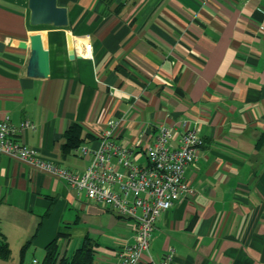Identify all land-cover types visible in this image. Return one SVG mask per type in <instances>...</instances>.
Listing matches in <instances>:
<instances>
[{
    "label": "crops",
    "instance_id": "crops-1",
    "mask_svg": "<svg viewBox=\"0 0 264 264\" xmlns=\"http://www.w3.org/2000/svg\"><path fill=\"white\" fill-rule=\"evenodd\" d=\"M67 28L34 27L29 0H0V120L33 129L21 139L45 159L83 174L117 121L128 148L152 144L166 126L204 141L185 171L190 192L162 213L143 264H264V0H58ZM41 34L47 79L27 76L30 36ZM70 39L75 58L70 59ZM91 45V49L88 46ZM75 124L91 136L65 155ZM139 165H147L142 152ZM0 264L43 261L59 234L71 257L86 237L95 264H121L134 222L60 178L0 155ZM30 246L21 261L20 250ZM39 264V261H35Z\"/></svg>",
    "mask_w": 264,
    "mask_h": 264
},
{
    "label": "built area",
    "instance_id": "built-area-1",
    "mask_svg": "<svg viewBox=\"0 0 264 264\" xmlns=\"http://www.w3.org/2000/svg\"><path fill=\"white\" fill-rule=\"evenodd\" d=\"M108 125L110 130L96 151L83 149L84 155H91V162L81 175L45 159L21 139L24 131L34 128L28 120L20 126L14 125L9 117L0 120V155L63 179L72 188L85 192L89 200L122 219L133 221L136 240L122 249L121 264H142L160 216L190 192L185 171L196 162L204 141L198 131L178 134L161 126L153 143L141 151L117 142V121H110ZM142 152L147 158L145 166L136 162ZM150 264L175 263L169 253L161 262Z\"/></svg>",
    "mask_w": 264,
    "mask_h": 264
},
{
    "label": "water",
    "instance_id": "water-1",
    "mask_svg": "<svg viewBox=\"0 0 264 264\" xmlns=\"http://www.w3.org/2000/svg\"><path fill=\"white\" fill-rule=\"evenodd\" d=\"M30 22L34 27L53 26L67 28L69 25L68 9L58 5V0H29ZM70 59L75 58V49L70 39ZM31 57L27 76L34 79H47L50 75V60L44 49L41 34L30 36ZM4 45L0 43V51Z\"/></svg>",
    "mask_w": 264,
    "mask_h": 264
},
{
    "label": "trees",
    "instance_id": "trees-1",
    "mask_svg": "<svg viewBox=\"0 0 264 264\" xmlns=\"http://www.w3.org/2000/svg\"><path fill=\"white\" fill-rule=\"evenodd\" d=\"M65 143L63 146L64 154L67 155L72 151L80 148L85 142L91 139V136L84 132L80 124H75L64 134ZM63 237L59 234L45 248V257L41 264H95L97 247L99 244L93 239L86 237L83 245L77 249L71 257L62 256L59 241ZM30 246L27 242L20 250L21 261ZM11 249L4 234L0 230V259L9 260L11 258ZM143 264V263H142Z\"/></svg>",
    "mask_w": 264,
    "mask_h": 264
},
{
    "label": "rangeland",
    "instance_id": "rangeland-1",
    "mask_svg": "<svg viewBox=\"0 0 264 264\" xmlns=\"http://www.w3.org/2000/svg\"><path fill=\"white\" fill-rule=\"evenodd\" d=\"M36 260L39 261V264H41L42 260L39 256H33L32 253H28L25 259V264H36Z\"/></svg>",
    "mask_w": 264,
    "mask_h": 264
}]
</instances>
